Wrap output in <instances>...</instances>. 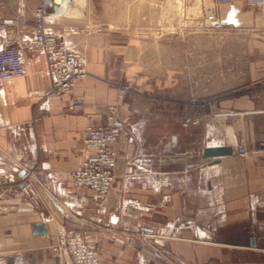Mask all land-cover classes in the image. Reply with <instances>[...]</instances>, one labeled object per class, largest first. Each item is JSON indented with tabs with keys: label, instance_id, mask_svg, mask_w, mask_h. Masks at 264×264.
<instances>
[{
	"label": "crops",
	"instance_id": "0c3cea01",
	"mask_svg": "<svg viewBox=\"0 0 264 264\" xmlns=\"http://www.w3.org/2000/svg\"><path fill=\"white\" fill-rule=\"evenodd\" d=\"M22 2L0 13V20L23 14L20 36L40 22L55 24L67 40L114 36L77 23L140 15L138 3L119 17L120 0H74L68 15L49 20L36 13L41 0ZM145 2L165 14L167 0ZM195 2L208 27L221 29L210 26L218 18L226 34L252 42L238 49L239 74L217 83L188 75L171 49L132 40L90 45L88 74L74 88L84 100L77 110L69 95L46 94L40 50L28 52L23 76L0 82V264L9 256L13 264H73L68 252L52 249L59 226L82 230L105 264H264V13L246 0ZM12 37L0 31V43ZM124 80L133 89L121 94ZM114 102L128 124L112 189L98 196L76 186L71 172L82 162L85 125L106 123ZM140 104L142 114L133 113ZM210 145L233 152L204 157Z\"/></svg>",
	"mask_w": 264,
	"mask_h": 264
},
{
	"label": "built area",
	"instance_id": "2783aa9c",
	"mask_svg": "<svg viewBox=\"0 0 264 264\" xmlns=\"http://www.w3.org/2000/svg\"><path fill=\"white\" fill-rule=\"evenodd\" d=\"M22 1L24 4L25 0ZM216 1L228 3L233 0ZM48 2L49 0H41L36 13L41 18L52 20L68 15L74 0H64L62 6H51ZM246 3L264 13V0H246ZM20 17L23 18V14L0 20V31L14 34L11 39L6 38L0 43V82L23 76L26 72L28 52L40 50L46 57V72L50 81L46 94L69 95L70 109L77 110L83 107L84 100L74 94V88L77 82L88 74L86 53L70 44L63 31L44 22L38 24L33 34L18 35ZM210 26L222 28L223 22L215 18L210 21ZM262 28L264 29V18ZM124 92L125 89L121 94ZM106 117V123L90 120L85 125L82 162L71 172L72 181L76 186L89 187L98 196L107 195L112 189L118 162L116 145L128 124L127 118L121 115L117 102L108 105ZM237 153L246 155V146L239 145ZM28 175L27 171L23 177ZM52 249L56 253L68 252L73 264H105L96 249L88 243L84 232L76 227L59 226ZM4 262L5 258L0 256V263Z\"/></svg>",
	"mask_w": 264,
	"mask_h": 264
},
{
	"label": "rangeland",
	"instance_id": "374dc122",
	"mask_svg": "<svg viewBox=\"0 0 264 264\" xmlns=\"http://www.w3.org/2000/svg\"><path fill=\"white\" fill-rule=\"evenodd\" d=\"M145 1L147 0H120L119 17H127L125 13L132 10L131 5L139 4L140 15L136 21L77 23L83 28L114 36L88 38L72 35L68 37V41L83 50L88 57L90 45L108 46L141 40L146 46L160 44L171 49L172 60L181 65L188 75L192 71L202 74L204 78L211 76L217 83L227 74H239V62L244 55L240 57L238 49L240 46L252 44L250 39L231 37L224 28L208 27L205 14L200 6H196L195 0H167L166 12L161 15L150 11L152 8ZM16 3L17 0H0V13L6 15L13 12L17 8ZM134 34L141 37H130ZM249 56L247 54L248 59ZM122 84V88L132 91L129 81L124 80ZM192 89L196 91L199 88L189 86V90ZM141 107V104L137 105L133 113L142 114L139 112ZM141 117L140 115L139 119Z\"/></svg>",
	"mask_w": 264,
	"mask_h": 264
},
{
	"label": "water",
	"instance_id": "95a60500",
	"mask_svg": "<svg viewBox=\"0 0 264 264\" xmlns=\"http://www.w3.org/2000/svg\"><path fill=\"white\" fill-rule=\"evenodd\" d=\"M233 152V146L232 145H210L206 146L203 150L204 157H216L226 154H232ZM23 174V172H22ZM14 258L12 256L7 257L5 264H13ZM19 264H28L24 260H20ZM30 264H36L34 262H31Z\"/></svg>",
	"mask_w": 264,
	"mask_h": 264
},
{
	"label": "bare ground",
	"instance_id": "6f19581e",
	"mask_svg": "<svg viewBox=\"0 0 264 264\" xmlns=\"http://www.w3.org/2000/svg\"><path fill=\"white\" fill-rule=\"evenodd\" d=\"M77 1L81 2L82 0H77Z\"/></svg>",
	"mask_w": 264,
	"mask_h": 264
}]
</instances>
